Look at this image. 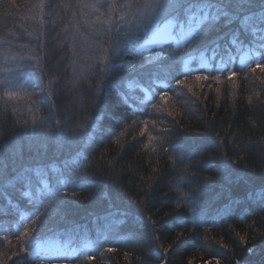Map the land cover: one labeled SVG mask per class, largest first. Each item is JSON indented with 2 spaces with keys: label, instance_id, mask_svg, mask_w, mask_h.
Returning a JSON list of instances; mask_svg holds the SVG:
<instances>
[{
  "label": "trees",
  "instance_id": "trees-1",
  "mask_svg": "<svg viewBox=\"0 0 264 264\" xmlns=\"http://www.w3.org/2000/svg\"><path fill=\"white\" fill-rule=\"evenodd\" d=\"M41 2L43 9L36 7ZM77 2L0 0V154L7 156L19 140L33 168L31 188L9 186L7 198H0V264H264V202L249 195L264 190V70L256 67L264 65V52L251 33L240 31L239 22L230 26L237 45L223 71L217 70L222 48L215 57L185 41L171 40L163 51L137 48L125 60L138 71L120 70L123 90L135 102L125 117L107 100L109 114L93 129L107 32L123 25L119 11L97 19L89 9L73 16L54 7ZM111 2L130 0H104ZM231 34L221 27L213 37H222L223 46ZM157 54L158 61L139 68ZM199 54L208 62H200ZM197 75L208 78L197 81ZM56 121L86 129V142L62 148L48 142L45 149L37 138L30 150L33 129L41 122L59 129ZM176 144L200 154L176 152ZM77 173L102 179L121 214L108 215L97 187L73 188ZM58 181L70 190L60 189L58 210L37 221L38 260L31 255L32 237L16 239L36 219L33 197L22 193L43 195ZM188 200L194 203L186 206ZM21 242L28 251H20Z\"/></svg>",
  "mask_w": 264,
  "mask_h": 264
},
{
  "label": "snow or ice",
  "instance_id": "snow-or-ice-1",
  "mask_svg": "<svg viewBox=\"0 0 264 264\" xmlns=\"http://www.w3.org/2000/svg\"><path fill=\"white\" fill-rule=\"evenodd\" d=\"M37 8L43 9L44 4L41 2L36 5ZM56 8H66L73 13V16L83 13L85 9L92 10L91 14L97 15V19L101 16L110 17L112 13L119 11L120 16L118 20L120 25L117 26L115 34H112L111 28L108 29L107 35L109 38V48L105 49V54L102 57L104 68L102 69L105 74V82L97 87V96L99 103L96 105V112L98 115L91 116L89 127L95 129L100 125L102 118L109 113L107 112L106 101L109 99L114 100L115 108L122 110L126 114L131 107L130 101L135 102L126 91L123 90V81L120 77V70L126 66L129 72L138 71L136 65L127 62L126 57H133L137 55V48L141 50H150L152 48L163 47L173 39H181L188 42L189 48H202L204 51H211L215 57L223 49V56L220 64L222 67L217 68L218 71L227 70L228 63L232 61L231 46L237 45V36L230 26L239 22L240 31L250 32L254 38L256 48L260 52H264V0H130L124 4H117L115 2L104 3V0H95L94 3H85L83 0H78L76 4L66 5L57 4ZM105 8L106 12L101 13V9ZM259 9V11H256ZM171 18V19H170ZM110 22V21H109ZM221 27L229 28L232 33L228 45H221L220 40L222 37H213ZM178 30V31H177ZM228 35V33H225ZM239 50V49H238ZM165 56L167 52H163ZM157 54L152 58H145L144 63L139 65V68H144L145 64H154L159 60ZM111 57L112 59H109ZM248 58V53L245 52L241 57V63ZM113 60L119 62L113 63ZM39 67V64L37 65ZM257 68L264 70V65L256 64ZM255 71V68L252 69ZM236 73H230V78L235 77ZM207 76L197 75L195 79L200 81L207 79ZM214 79H219L214 77ZM184 80H176V84H184ZM191 88V86H188ZM5 95H13L12 93H5ZM164 96L167 94L164 93ZM113 116L116 113H112ZM122 117V118H125ZM24 123H27L25 121ZM35 118L33 124H35ZM61 125L59 129H53L51 125L41 122L40 128H34L31 135L27 138V144L31 150L33 143L37 138H42L45 143L40 147L47 148L48 142L55 143L58 148L68 146L72 141L86 142V137L89 133L86 129H81L78 132L73 131L71 128L64 127L61 121L55 122ZM47 131H43V129ZM82 146V143L81 145ZM24 144L17 141L14 146L9 149L7 156L0 154V198H7L9 186L19 185L21 189L32 187L31 166L32 161L25 162L23 159ZM174 151L180 153H187L189 157L199 155L200 153L192 148L189 151V146L185 144H176ZM37 172L42 169H36ZM238 177L237 179H240ZM104 181L102 179L89 180L86 175L82 173L76 174V179L73 181V188L97 187L100 189L99 195L102 201L108 204V215H120V211L115 206V202L108 191H104L102 186ZM63 189L64 194L69 192V187L62 181H58L54 191H46L41 194L40 191L34 190L32 193L23 192L24 196L31 195L35 210L32 215L36 217L31 221V226L25 225L23 232L17 237V241L21 238H33L35 247L31 250V255H35L39 260L38 252L41 248L39 236L33 235L36 230L37 221L45 215V212L51 210H58L59 193ZM251 196L259 195L262 202H264V190L259 193H250ZM51 197L52 199H49ZM47 201V204L45 203ZM238 203V201H236ZM11 203V201H9ZM194 202L188 200L186 206H191ZM48 205H51L49 209ZM176 207H180V203H176ZM116 208L115 211L112 209ZM19 209H17L18 211ZM201 215V212L194 211V216ZM107 218V217H105ZM171 247V245L169 246ZM21 252L28 251L21 242ZM112 251V249H108ZM167 252L168 249H164ZM253 252V248L248 249ZM15 256L17 253L12 252ZM10 259V257H9ZM89 260L93 257L89 256ZM160 264H165L164 260ZM219 264V261H217ZM239 264V262H238Z\"/></svg>",
  "mask_w": 264,
  "mask_h": 264
},
{
  "label": "rangeland",
  "instance_id": "rangeland-1",
  "mask_svg": "<svg viewBox=\"0 0 264 264\" xmlns=\"http://www.w3.org/2000/svg\"><path fill=\"white\" fill-rule=\"evenodd\" d=\"M178 31V30H177ZM173 41H175L177 44H180V43H182L183 42V40H181V39H173ZM200 59V62H203V63H206V62H208L207 61V59H208V57H205L204 55L202 56V54H199L198 56H197V59Z\"/></svg>",
  "mask_w": 264,
  "mask_h": 264
}]
</instances>
